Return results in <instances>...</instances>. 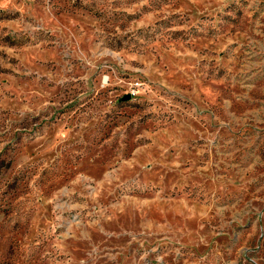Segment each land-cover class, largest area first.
<instances>
[{"label": "rangeland", "instance_id": "rangeland-1", "mask_svg": "<svg viewBox=\"0 0 264 264\" xmlns=\"http://www.w3.org/2000/svg\"><path fill=\"white\" fill-rule=\"evenodd\" d=\"M0 264H264V0H0Z\"/></svg>", "mask_w": 264, "mask_h": 264}, {"label": "water", "instance_id": "water-1", "mask_svg": "<svg viewBox=\"0 0 264 264\" xmlns=\"http://www.w3.org/2000/svg\"><path fill=\"white\" fill-rule=\"evenodd\" d=\"M132 95L131 94H126L122 99L123 100H129L131 99Z\"/></svg>", "mask_w": 264, "mask_h": 264}, {"label": "built area", "instance_id": "built-area-1", "mask_svg": "<svg viewBox=\"0 0 264 264\" xmlns=\"http://www.w3.org/2000/svg\"><path fill=\"white\" fill-rule=\"evenodd\" d=\"M134 94V93H133ZM131 95H132V93H131Z\"/></svg>", "mask_w": 264, "mask_h": 264}]
</instances>
